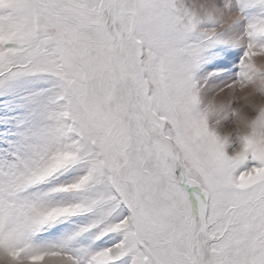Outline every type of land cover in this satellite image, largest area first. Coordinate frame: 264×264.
Here are the masks:
<instances>
[{
    "label": "snow or ice",
    "instance_id": "obj_1",
    "mask_svg": "<svg viewBox=\"0 0 264 264\" xmlns=\"http://www.w3.org/2000/svg\"><path fill=\"white\" fill-rule=\"evenodd\" d=\"M0 264H264V0H0Z\"/></svg>",
    "mask_w": 264,
    "mask_h": 264
}]
</instances>
